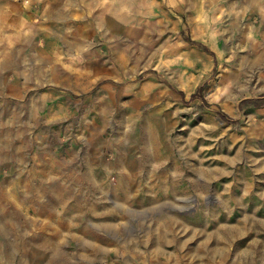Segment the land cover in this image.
Masks as SVG:
<instances>
[{
    "label": "rangeland",
    "instance_id": "rangeland-1",
    "mask_svg": "<svg viewBox=\"0 0 264 264\" xmlns=\"http://www.w3.org/2000/svg\"><path fill=\"white\" fill-rule=\"evenodd\" d=\"M175 2L118 32L0 0V264H44L92 206L195 233L181 264H264V0Z\"/></svg>",
    "mask_w": 264,
    "mask_h": 264
},
{
    "label": "crops",
    "instance_id": "crops-1",
    "mask_svg": "<svg viewBox=\"0 0 264 264\" xmlns=\"http://www.w3.org/2000/svg\"><path fill=\"white\" fill-rule=\"evenodd\" d=\"M142 1L31 0L32 7L30 8L39 15H107L109 29L124 32L133 29V16L159 15V10L165 9L166 0H144L145 4ZM168 5H170L169 2ZM144 7H150L152 10H143ZM171 7L176 11H181L180 8L183 11L186 10L180 0H176L175 6L173 4ZM188 10L191 11L192 7ZM2 150L3 146H0V151ZM160 172L164 173L165 170L160 169ZM74 211H71L70 217H77V220L82 217V221L85 220V215L93 217L104 215L103 218L106 220L100 221L101 225L95 227L96 230L86 226L82 230H70L63 233L56 238L55 245L53 241L50 244L47 242L48 238L53 239V237L46 235L45 247H29L28 250L31 252L28 254H43L46 256L44 264H99L102 258L109 264H181V254L196 256L198 252L195 239L194 243L190 244L195 238V233H192L193 235L188 237L189 240L183 243L179 239L180 234L173 230V221L168 224L159 223L156 230L118 233L112 232L116 226L107 220L109 218L107 215L112 214L111 207L102 206L97 209L94 206L87 209L78 207L75 215ZM1 227L0 225V230ZM59 239L61 242H58ZM69 244L74 246H68ZM211 250L212 248L208 249L206 253L211 254L209 253Z\"/></svg>",
    "mask_w": 264,
    "mask_h": 264
},
{
    "label": "bare ground",
    "instance_id": "bare-ground-1",
    "mask_svg": "<svg viewBox=\"0 0 264 264\" xmlns=\"http://www.w3.org/2000/svg\"><path fill=\"white\" fill-rule=\"evenodd\" d=\"M218 234V233H217ZM220 234V233H219ZM222 236V235H221ZM228 240V239H227ZM251 243V244H250ZM250 245H252V250H250V251H246V253H244V254H246V256L248 257V259L249 260H251V257H252V254H254V253H256V252H259L258 250H257V246L256 245H260L258 242H256L255 240H251L250 241ZM218 250V249H217ZM214 251H216V250H214ZM213 253H215V252H213ZM240 255V254H239ZM241 258V257H240ZM246 258V257H245ZM248 259H246V260H248Z\"/></svg>",
    "mask_w": 264,
    "mask_h": 264
}]
</instances>
